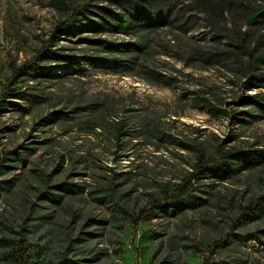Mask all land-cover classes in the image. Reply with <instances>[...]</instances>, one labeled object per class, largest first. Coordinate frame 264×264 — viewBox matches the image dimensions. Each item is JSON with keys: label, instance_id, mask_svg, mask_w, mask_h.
Wrapping results in <instances>:
<instances>
[{"label": "rangeland", "instance_id": "1", "mask_svg": "<svg viewBox=\"0 0 264 264\" xmlns=\"http://www.w3.org/2000/svg\"><path fill=\"white\" fill-rule=\"evenodd\" d=\"M63 1L0 0V155L23 144L29 145L31 141H38L33 145L40 146L28 156L21 170L1 179L18 176L20 183H30L32 179L27 178L28 173H34L36 169L52 172L62 164L64 169L73 172L76 181L106 187L111 178L110 172L100 167L104 165L117 172L132 171L129 176L135 184L133 193L141 196L166 181L182 179L181 171L191 168L192 152L185 145L192 147L198 140L211 139L216 144L223 143L224 148L241 141H244L241 144L244 147L254 143L253 147L264 148V110L257 109L253 112L255 116L234 114V111L246 109L239 103L242 95H253L264 91V87L244 88L243 83L250 81L249 73L243 67L246 58H243L245 63L240 64L226 54H214L222 51L231 40L216 27L208 25L203 15L194 17L193 12H188L186 24H182L185 19L153 24L152 41L141 54V61L157 69L170 84L151 83L141 77L139 70L132 73L121 66L84 64L83 68L66 71L57 68L54 61L57 59L43 49L56 52L73 49L81 53V49L98 48L94 40L99 37L116 43H133L136 39V34L111 31L98 34L88 28L72 35L57 31L58 23L68 17L61 4ZM122 1H90L91 16L98 19L102 9L118 14L123 9ZM162 1L175 9L185 8L189 2ZM257 1L264 4V0ZM85 3H89L88 0H73V5ZM261 30L264 33V28ZM26 63H31L32 69L24 68V72L14 78L15 69ZM43 67L51 73L50 78L35 74L41 73ZM261 72L264 70L257 75L263 80L264 73ZM251 80L258 85L264 84ZM71 100L72 103L96 102L101 106H113L118 110L111 112L110 119H120L124 107L138 109L148 117L158 116L174 142L160 149L154 144L138 142L135 149L129 151L131 158H118L107 145L106 133L98 134L101 130L96 124L89 123L87 117L74 120L69 124L71 126H57L48 132L33 130L41 116L62 109ZM208 100L231 112L233 117L246 121L210 111ZM46 138L51 139L49 147L43 143ZM138 163L141 166L136 168ZM211 189V194L192 190L191 193L199 198L185 196V202L191 206L184 211L155 218L152 222L142 221L133 245V229L130 224H125L124 231L105 241L115 263L155 264L151 251L158 241L157 233L166 227L188 234L192 242L204 249L192 251L187 264H204L205 245L216 236V222L234 216L233 205L246 189V182L242 178L230 179ZM74 206L86 214L102 215L109 211L91 198L74 201ZM5 207L8 204L0 200V208ZM238 231L247 234L245 226ZM39 251V247L32 249L34 259H39ZM211 259L215 262L226 259L234 264H264V246L259 240L244 239L219 250Z\"/></svg>", "mask_w": 264, "mask_h": 264}, {"label": "trees", "instance_id": "2", "mask_svg": "<svg viewBox=\"0 0 264 264\" xmlns=\"http://www.w3.org/2000/svg\"><path fill=\"white\" fill-rule=\"evenodd\" d=\"M90 1L93 0L73 5V0H64L61 4L68 17L58 23L56 30L72 35L88 28L98 34L105 31L136 34V39L133 43H116L99 37L94 40L98 48L81 49V53L73 49H69L70 52L43 49L57 59L54 60L57 68L66 71L83 68L84 64L121 66L132 73L139 70L141 77L151 83L170 84L169 79L157 69L141 61V54L151 44L153 24L182 19H185L182 24H186L189 21L186 15L193 12L194 17L203 15L208 25L216 27L231 40L222 51L214 52L215 55L226 54L240 64L245 63L243 58H246L243 67L248 71L250 81L243 83L244 88L264 87L263 83L258 85L251 80L264 82L257 75L264 70V33L261 30L264 28V4L257 0H189L181 9H175L162 0H123L120 13L101 8L98 19L91 16ZM32 67L31 63H26L16 68L13 77L24 72V68ZM35 74L44 78L51 76L46 67ZM206 102L210 111L232 116L231 112L213 105L209 100ZM239 103L246 109L234 111V114L255 116L253 112L257 109L264 110V91L242 95ZM58 104L62 103L58 101ZM117 110L96 102L83 104L72 103L71 100L62 109L41 116L34 123L33 130L48 132L87 117L89 123L96 124L101 130L98 134L106 133L107 145L118 158H131L129 151H133L138 142L154 144L157 149L174 142L173 137L163 129L164 123L158 116L148 117L138 109L124 107V115L120 119H110L111 112ZM233 118L246 121L245 118ZM30 136L33 134L30 133ZM49 141L51 139L46 138L43 143L49 147ZM242 142L229 148L211 139L198 140L192 147L184 144L192 153L191 168L181 171L182 179L166 181L141 196L133 193L135 184L129 176L132 171L117 172L104 165L100 167L109 171L111 178L106 187L76 181L73 172L64 169L62 164L52 172L36 169L34 173H28L27 178L32 179L30 183H20L18 176L1 179L15 170H21L28 156L38 151L40 146L33 145L38 141H31L29 145L23 144L3 152L0 155V200L8 207L0 208V264H116L105 241L111 240L113 234L124 231L125 224H130L133 229V245L142 221L152 222L155 218H166L188 209L191 203L185 202V196L189 194L199 198L191 193L192 190L211 194V188L220 182L242 178L246 189L233 205L234 216L218 219L216 236L205 245L207 256L204 257V264H234L226 259L215 262L211 258L231 243L244 239L259 240L264 246V148H255L252 146L254 143L244 147ZM135 166L138 168L141 165L138 163ZM88 198L107 207L108 213L86 214L74 206V201ZM244 226L247 234L238 231ZM157 237L158 241L151 251L155 264H187L192 251H204L182 231L163 227ZM36 247L40 250L39 259H34L32 255V249Z\"/></svg>", "mask_w": 264, "mask_h": 264}]
</instances>
